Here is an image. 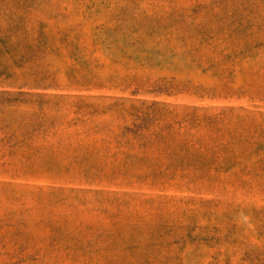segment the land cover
<instances>
[{"label": "rangeland", "instance_id": "374dc122", "mask_svg": "<svg viewBox=\"0 0 264 264\" xmlns=\"http://www.w3.org/2000/svg\"><path fill=\"white\" fill-rule=\"evenodd\" d=\"M0 264H264V0H0Z\"/></svg>", "mask_w": 264, "mask_h": 264}]
</instances>
